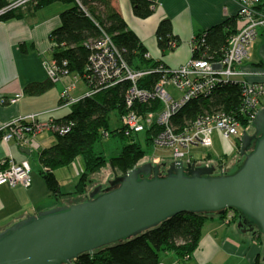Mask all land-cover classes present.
I'll return each instance as SVG.
<instances>
[{
    "label": "trees",
    "instance_id": "trees-1",
    "mask_svg": "<svg viewBox=\"0 0 264 264\" xmlns=\"http://www.w3.org/2000/svg\"><path fill=\"white\" fill-rule=\"evenodd\" d=\"M12 1L0 0L2 11L0 21L20 18L55 2L69 5L60 13L61 24L50 34L53 42L51 58L68 74L79 75L87 89L93 91L91 94L81 95L69 106L70 110L64 115L53 118L58 125L65 126L67 131L64 134L55 131L54 143L38 151L41 165L39 173L51 194L55 198L84 194L91 181V175L108 163L120 171L118 175H124L141 165L138 163L146 151L138 139V134L130 137L120 153L111 158H107L96 148V143L107 137L106 132L110 136L120 134L127 137L123 135L121 124L112 132L109 131V114L115 110L119 114L126 111V93L133 83L127 79H120L115 85L108 80L101 81L90 67L89 58L93 52L91 44L107 34L117 45L129 66L136 69L149 68L150 73L136 82L142 89L153 91L169 66L162 60L153 59L148 55L146 46L129 27L112 0H32L20 7H9ZM132 4L135 14L141 18L150 16L155 9V0H132ZM239 19V15L230 16L195 34L193 43L196 48L192 58H205L211 61L223 58L228 39L239 30ZM156 35L159 47L164 53L174 50L179 45V40L173 33L172 22L168 18L161 20ZM54 84L55 82L50 79L34 82L26 86V92L40 94ZM242 96L240 84L221 83L211 93L201 94L181 106L171 117V125L175 131H180L197 117L218 112L239 119L238 109ZM62 101L61 96V104ZM159 107L160 102L157 100H138L130 110L144 112ZM162 128L159 124L149 128L146 131L147 141L158 135ZM77 158L83 160L84 171L72 190L63 191L56 171L71 165ZM223 161V157L217 161L216 166L219 164V170L224 168ZM193 164H197V161ZM224 215L217 211L180 212L137 236L83 253L72 264H157L162 261V255L169 251H174L180 258L186 255L190 257L200 244L206 221L214 216L222 219ZM258 233L263 235L261 232ZM262 260L263 256L258 255L253 264H260Z\"/></svg>",
    "mask_w": 264,
    "mask_h": 264
},
{
    "label": "water",
    "instance_id": "water-1",
    "mask_svg": "<svg viewBox=\"0 0 264 264\" xmlns=\"http://www.w3.org/2000/svg\"><path fill=\"white\" fill-rule=\"evenodd\" d=\"M253 119L229 172L213 162L161 158L114 179L109 173L85 201L46 208L0 230V264H72L83 253L137 236L180 212L224 214L236 208L264 237V107ZM236 230L244 237L256 233L241 220ZM262 256L264 264V251Z\"/></svg>",
    "mask_w": 264,
    "mask_h": 264
},
{
    "label": "crops",
    "instance_id": "crops-1",
    "mask_svg": "<svg viewBox=\"0 0 264 264\" xmlns=\"http://www.w3.org/2000/svg\"><path fill=\"white\" fill-rule=\"evenodd\" d=\"M112 3L140 37L150 57L162 60L171 68H178L190 60L195 34L238 15L239 11L237 0H155L153 14L141 18L135 14L132 0H112ZM68 7L65 3L55 2L20 18L0 21V99L22 94L15 104H3L0 100V127L13 118L31 113L49 112L44 118H58L66 113L65 107L69 106L61 104L60 98L62 91L70 86L72 77H64L40 94L27 93L26 86L48 80L46 63L51 59L53 47L50 34L61 24L60 13ZM166 18L172 22L179 45L164 53L159 47L156 31L161 20ZM259 39L264 40V36ZM71 95L76 97L77 94L71 92ZM51 134L54 133L49 130L37 134L27 147H21L15 140L6 143L0 135V160L12 156L16 161H30L33 149L38 152L54 143ZM21 148H28L30 152H22ZM76 160L83 162L81 158ZM80 164L84 169V163ZM52 196L41 175L32 176L30 187L0 185V230L46 208L85 201L75 200L77 195L55 200ZM236 224L226 226L214 216L204 224L200 244L191 259L179 261L167 252L162 261L166 264H253L259 254L263 255L262 236L257 232L244 237L237 232Z\"/></svg>",
    "mask_w": 264,
    "mask_h": 264
},
{
    "label": "built area",
    "instance_id": "built-area-1",
    "mask_svg": "<svg viewBox=\"0 0 264 264\" xmlns=\"http://www.w3.org/2000/svg\"><path fill=\"white\" fill-rule=\"evenodd\" d=\"M32 0H13L9 7H20ZM239 3L238 15L239 30L228 39L227 49L223 58L211 61L205 58H192L194 47L191 41V58L178 68L165 69L153 91L139 88L138 79L150 73L148 68H133L123 59L117 45L109 35L104 34L91 44L93 52L89 58L90 67L101 81L111 82L115 85L120 79L130 80L133 84L127 90V108H132L136 101L157 100L160 102L159 110H150L142 117H137L135 110L121 117L122 131L126 135L140 134L154 125H161L162 131L158 134L161 143L171 142L169 134L175 136L171 144L175 146L173 156L176 160H185L194 163L193 158L184 149L190 144L211 145L212 135L218 131L225 139L234 136L242 137L243 128L247 131L254 123V117L260 108L264 107V61H251L250 50L254 41L264 35V0H237ZM150 55V54H148ZM66 64V63H64ZM52 58L46 63L47 77L53 82L62 81L68 74L66 70ZM78 79L80 78L79 75ZM236 82L242 86L243 96L239 107L240 118L236 119L226 113H212L199 116L190 126L183 130L175 131L171 125V117L177 110L192 98L201 94H208L219 84ZM175 88V90L172 89ZM75 84L66 87L61 96L63 104H72L80 97L71 96V90ZM87 94L93 91L87 90ZM85 92V93H86ZM22 97L17 93L10 97H1V102L15 104ZM76 98V99H75ZM49 112L31 113L19 116L5 122L0 127L1 140L8 143L15 140L21 147H27L37 134L49 130L59 131L64 134L65 126L58 125L52 117L44 118ZM177 136L183 142H176ZM176 142V144H175ZM161 162L159 158L155 163ZM32 166L29 160L16 161L12 156L0 160V185L10 186L32 185ZM223 171V168H222ZM228 219L236 215L234 208H228L225 213ZM157 264H164L159 261Z\"/></svg>",
    "mask_w": 264,
    "mask_h": 264
},
{
    "label": "rangeland",
    "instance_id": "rangeland-1",
    "mask_svg": "<svg viewBox=\"0 0 264 264\" xmlns=\"http://www.w3.org/2000/svg\"><path fill=\"white\" fill-rule=\"evenodd\" d=\"M1 12L2 11H0V13ZM262 36L264 35L259 36L257 38L258 40L254 41V43L251 46V50H250L251 61H254V62H260L261 60L264 61V40L259 39ZM69 77H72V81L70 82L69 85L71 86L72 84H75L76 89L75 90L72 89L71 92L73 95L77 94L76 98H78V96L83 95L88 90L84 81L81 78L78 79L77 75H70ZM56 86H59V85L57 84ZM84 89H86V91L84 93H81ZM172 89L175 90L174 87H172ZM85 94H87V92ZM67 105L70 106L71 104H67ZM65 109H67L66 112H68L70 110V107H65ZM159 109L160 107L156 110H159ZM148 112L149 111H144V112L135 111V114L138 115L137 117H142ZM130 113H131L130 108H127L126 111L121 114H119L117 110L112 111L109 114V118H110L109 131L112 132L113 130L117 129L121 124L120 123L121 117L126 114H130ZM191 124L192 123H190V125ZM146 131L138 134V139L140 140V143L142 144L144 150L146 151V154L139 161V163L150 160L152 163L155 164V161L157 158H159L160 161H161V158L174 159L173 152H174L175 146H173L171 142L173 141L176 135L172 136V134H169L168 138L171 139V142L168 141L166 143H161L158 141L159 135H155V136L153 135L154 137L152 138V140L147 141ZM240 132H244V129L241 128ZM51 135H52L51 138L55 140V135L54 134H51ZM123 135L127 137H122L120 134L118 135L111 134L110 136V134L106 132L105 136L107 137H103L102 140L96 143L97 150L102 151L106 155L107 158H111L113 156L118 155L123 145L129 142L130 137H133L132 134L126 135L124 133ZM212 139H213V143L211 145L204 146V144L201 145V144L194 143V144H190L189 146H186L184 149H186V152L191 155V157L193 158L192 160L197 161V164L207 165L209 162H213L216 166L217 161H219V159L223 157L224 158V161H223L224 168L222 172H229L230 167L232 163L234 162L235 158L240 154L239 149H240L241 137L237 138V137L232 136L230 137V139H225L223 134L216 131L212 135ZM176 142H183V141L180 140L179 137L177 136ZM207 156H209L210 158L207 159L206 158ZM29 158H30V162L32 166L31 176L38 175L39 177L40 175L39 170L41 168V165L39 162L38 152L36 149H33V153L31 154V156H29ZM75 163L77 164L75 165ZM80 163H83V162H80V160H75L71 165L62 167L57 170L58 172L57 177H59L60 183L63 187V191L72 190L74 188L75 186L74 181L77 180L78 175L84 171L83 166L81 167ZM217 168L220 169L219 164L217 165ZM109 173L113 174V176H111L110 179H114L118 174H120V171L115 170L108 163L103 168H101V170L91 175V181L87 185V191L84 194H81V195L78 194L77 195L78 197L75 200H78V199L86 200L89 197V192L92 186H94L98 182L105 181ZM52 197L54 198V200L56 199L54 196ZM60 197H64V196H60ZM221 220H222V223L226 226L230 225L231 223L235 224L239 221L237 213L232 219L231 218L228 219V216H226L225 214ZM261 239H262V243L264 247V237L262 236ZM263 251H264V248H263ZM166 254L167 252L162 255V259L166 257ZM169 255H175L179 261H186L193 257V254H192V256L190 257L189 255H186L185 257L180 258L174 251H169ZM260 264H263V262L261 261Z\"/></svg>",
    "mask_w": 264,
    "mask_h": 264
},
{
    "label": "flooded vegetation",
    "instance_id": "flooded-vegetation-1",
    "mask_svg": "<svg viewBox=\"0 0 264 264\" xmlns=\"http://www.w3.org/2000/svg\"><path fill=\"white\" fill-rule=\"evenodd\" d=\"M255 132V129L252 131V132H250V133H254ZM258 137H263V134H258ZM254 142H256V140H254ZM243 157V156H242ZM217 172V171H216ZM235 211H236V213H237V216H238V220L240 221H244L245 222V226L246 227H249V226H254V231L257 233L259 230H258V227H257V225H256V223L255 222H253V220L248 216V215H246V214H244V213H242L240 210H236L235 209Z\"/></svg>",
    "mask_w": 264,
    "mask_h": 264
},
{
    "label": "bare ground",
    "instance_id": "bare-ground-1",
    "mask_svg": "<svg viewBox=\"0 0 264 264\" xmlns=\"http://www.w3.org/2000/svg\"><path fill=\"white\" fill-rule=\"evenodd\" d=\"M88 199V198H87Z\"/></svg>",
    "mask_w": 264,
    "mask_h": 264
}]
</instances>
